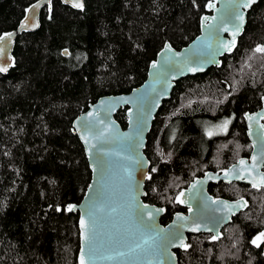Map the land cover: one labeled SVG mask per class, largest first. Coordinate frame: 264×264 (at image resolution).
<instances>
[{
    "label": "trees",
    "instance_id": "obj_1",
    "mask_svg": "<svg viewBox=\"0 0 264 264\" xmlns=\"http://www.w3.org/2000/svg\"><path fill=\"white\" fill-rule=\"evenodd\" d=\"M38 0H0V36ZM213 0H84L75 11L51 0L40 28L17 37L14 67L0 74V264H77L79 204L91 172L72 123L100 97L127 94L146 79L165 43L179 50L200 32ZM264 0L247 14L236 48L220 65L176 82L159 109L144 153L143 201L160 223L184 211L176 196L206 171H222L251 151L243 115L264 96ZM67 51V55L63 54ZM126 111L116 121L126 128ZM228 124L224 134L207 128ZM169 157V161L163 158ZM214 197L246 199L218 239L188 236L178 264H264L253 239L264 230V189L211 186Z\"/></svg>",
    "mask_w": 264,
    "mask_h": 264
},
{
    "label": "water",
    "instance_id": "obj_2",
    "mask_svg": "<svg viewBox=\"0 0 264 264\" xmlns=\"http://www.w3.org/2000/svg\"><path fill=\"white\" fill-rule=\"evenodd\" d=\"M59 1L75 11L84 8V0ZM259 1L209 2L200 19V32L188 45L176 50L165 43L139 87L127 94L100 97L74 119L73 133L83 147L91 172L80 203L66 208L68 213L78 215L77 264H80L82 251L86 264H178L176 251L185 250L189 235L207 234L218 239L222 228L247 208L245 199L213 198L208 192L210 183L237 182L253 189L264 188L261 184L264 176L262 97L261 108L243 116L252 147L249 157L239 159L221 173L209 171L191 181L175 199L179 207L187 209L186 214L177 212L169 223L162 225L160 219L165 210L143 201L150 168L144 150L163 102L170 99L176 82L219 66L220 60L234 51L244 32L247 14ZM50 4L51 0L36 1L16 29L0 36V68L6 69L0 74L6 75L14 67L17 37L38 31L41 11ZM77 4L81 6H74ZM210 4L214 7L210 8ZM238 14L242 15V20L236 18ZM63 54L67 55V51ZM153 64L157 67L153 68ZM125 108L127 125L123 129L115 115ZM70 207L72 211L68 210ZM147 212L152 213V219L147 218ZM89 214L95 218L97 227V250L93 254L89 253L80 223L82 219H89Z\"/></svg>",
    "mask_w": 264,
    "mask_h": 264
},
{
    "label": "snow or ice",
    "instance_id": "obj_3",
    "mask_svg": "<svg viewBox=\"0 0 264 264\" xmlns=\"http://www.w3.org/2000/svg\"><path fill=\"white\" fill-rule=\"evenodd\" d=\"M74 6L80 7L81 5L77 4V5H74ZM209 7L210 8L211 7H214V5H211L210 4ZM236 18L242 20V15L238 14L236 16ZM205 19H207V18H205ZM256 51L257 52L264 53V47H258L256 49ZM156 67H157V65L156 64H153V68H156ZM0 71H6V69L0 68ZM249 119H251V118H249ZM226 123H227V121L225 122V124ZM261 127L264 128V125H261ZM241 163L243 164L244 161H241ZM261 184H264V176L261 177ZM253 186L255 187L257 185L254 184ZM181 195H183V193H181ZM181 202H183V201H181ZM143 207L146 208L147 206H143ZM68 210L69 211H72V208L70 207ZM156 211H162V210H156ZM146 216H147L148 219H152L153 218L151 212H147L146 213ZM178 219H183V218L182 217H178ZM80 223H81V227H82V229L84 231V240H85V243L89 247V253L90 254H93L97 250L96 249V238H97L96 220H95V218L91 214H89V219H87V220L82 219ZM172 238H175V235L174 234H173V237ZM259 242H264V232H261L259 234V236H257L256 239L253 240V243L254 244H257V246H259ZM80 264H86L83 251L81 253Z\"/></svg>",
    "mask_w": 264,
    "mask_h": 264
},
{
    "label": "flooded vegetation",
    "instance_id": "obj_4",
    "mask_svg": "<svg viewBox=\"0 0 264 264\" xmlns=\"http://www.w3.org/2000/svg\"><path fill=\"white\" fill-rule=\"evenodd\" d=\"M263 97H264V96H263ZM261 99H262V98H261ZM260 108H261V107H260ZM258 110H259V109H258ZM258 110H257V111H258ZM254 112H256V111H254ZM252 113H253V112H252ZM243 116H244V115H243ZM243 119H244V118H243ZM262 122H263V124H264V119L262 120ZM244 125H245V122H244ZM245 128H246V125H245ZM223 134H224V133H223ZM246 136H247V135H246ZM247 139H248V138H247ZM248 141H249V139H248ZM249 142H250V141H249ZM250 145H251V143H250ZM251 149H252V147H251ZM250 152H251V151H250ZM249 155H250V153H249ZM249 155H248V157H249ZM248 157H242V158H248ZM240 159H241V158H240ZM237 161H238V160H237ZM235 163H236V162H235ZM233 164H234V163H233ZM230 166H231V165H230ZM230 166H229V167H230ZM226 169H227V168H226ZM226 169H224V170H226ZM224 170L219 171V172H218V171H211V172H218V173H221V172H223ZM263 171H264V168H263ZM206 172H209V171H206ZM206 172H205V173H206ZM205 173H204V174H205ZM204 174H203V175H204ZM203 175H202V176H203ZM202 176H200V177H202ZM200 177H197V178H200ZM193 180H194V179H193ZM193 180H192V181H193ZM233 183H237V182H233ZM233 183H230V184H224L223 182H219V183H217V184H212V183H210L209 186H208V192H209V189H210L211 186H217V185H219V184H223V185H227V186H228V185H231V184H233ZM237 184L246 185V184H243V183H237ZM246 186H249V185H246ZM249 187H250V186H249ZM250 188H251V187H250ZM252 189H253V188H252ZM259 189H264V188H259ZM259 189H255V190H259ZM209 194H210V193H209ZM210 195H211V194H210ZM211 196H212L213 198H223V199H227V198H224V197H214L213 195H211ZM240 199H244V198H240ZM227 200H230V199H227ZM236 200H237V199H236ZM245 200H246V199H245ZM178 206H179V205H178ZM247 206H248V205H247ZM182 209L184 210V211H182V212L186 214V213H187V209H186V208H182ZM246 209H247V208H246ZM176 213H177V212H176ZM240 213H241V212H240ZM240 213H239V214H240ZM222 229H223V228H222ZM221 231H222V230H221ZM262 232H264V230H263ZM259 234H260V233H259ZM259 234H258L257 236H259ZM205 235H207V234H205ZM189 236H190V235H189ZM210 236H212V235H210ZM257 236H255L253 240H255ZM253 244H254V243H253ZM256 246H257V245H256ZM259 246L263 247V250H264V242H260V243H259Z\"/></svg>",
    "mask_w": 264,
    "mask_h": 264
},
{
    "label": "rangeland",
    "instance_id": "obj_5",
    "mask_svg": "<svg viewBox=\"0 0 264 264\" xmlns=\"http://www.w3.org/2000/svg\"><path fill=\"white\" fill-rule=\"evenodd\" d=\"M228 128V124H225V122L223 124H221L220 126H216V127H212V128H207L206 129V134L208 136H212V135H217V134H223L227 131ZM165 161H169V157L165 156L163 158ZM260 243V242H259ZM257 245V244H254Z\"/></svg>",
    "mask_w": 264,
    "mask_h": 264
}]
</instances>
